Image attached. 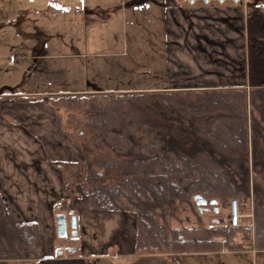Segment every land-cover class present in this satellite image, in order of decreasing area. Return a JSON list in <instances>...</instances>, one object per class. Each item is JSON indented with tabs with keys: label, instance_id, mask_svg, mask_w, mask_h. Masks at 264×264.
I'll return each instance as SVG.
<instances>
[{
	"label": "rangeland",
	"instance_id": "rangeland-1",
	"mask_svg": "<svg viewBox=\"0 0 264 264\" xmlns=\"http://www.w3.org/2000/svg\"><path fill=\"white\" fill-rule=\"evenodd\" d=\"M53 1L54 2H48V0H0V9L2 3H4L6 7V11L0 10V35H5L7 39V41L0 43L2 46H5V51L0 54V88L5 87V92L11 94H21L30 91L43 92L48 89L60 93L63 90H68L70 87L113 90L102 91L103 93L74 94L70 95V98H67V95L61 94L57 97L51 96L52 99L50 102H55L56 106L59 108L57 109L58 115L62 118L68 116L64 126L68 131H72L73 134L70 135V140L77 145L76 148L79 153L77 156L81 158L75 159L67 165L68 167L70 166V171L72 172L70 175V183L66 186L68 192L67 190L65 192L70 194V216L73 214H81L80 210L87 207L86 205L90 207L88 194L85 192L82 184V179L87 172L85 160L86 150H84V147H90L93 152L98 151L97 145L94 144L98 135L89 132L84 127H77L76 122L81 120L86 114L88 106L94 105L95 107H102L106 105L111 100V93L117 94L119 97L125 98V101L129 102L131 107L130 110L128 109V113L135 114V119L146 118L145 123L150 125V127L143 124L139 128L137 138L140 142H154L157 138H166L167 142L178 149H180L183 144L190 154L192 153L196 156L203 155L204 151L207 149L213 152L212 144L209 143L207 137L202 134L208 130L210 123H212L211 120L214 118L229 117L231 116L229 114L231 111L238 116L243 115L244 119L246 118L247 121L248 136L250 137L249 150L247 151V155L240 161L237 162L233 160L227 162H233L235 166L239 165L240 170L236 172L238 178L243 180L244 183H250L251 181L252 184H250V187L252 192L257 186L258 191L262 192L264 195V140H262L261 136L262 116L260 111L264 105H261L262 102L257 96L259 91L256 90V87L248 85V83L251 84V78H254L261 87H264V56L257 50L259 44L250 42V34L248 31V17L250 13L252 14V9L257 5L264 6V0H248L252 9L248 8L246 13L243 11L241 12L242 16L245 17L243 19V26H241V23L239 24L238 19L235 20L236 31L234 35L236 41L231 45L232 47L228 45L227 48L224 47L223 49L224 42L220 40L202 43L198 42L197 44H195V42L192 43L191 47H189L190 51L197 47L204 56L203 58H205L202 59L203 61L201 60L202 64L200 67V63L198 59H196V64H198L197 67L204 70V73L201 74L200 77L197 74L193 75L192 73L182 74L175 72V67H173L174 73H171L173 86H180V84L193 86L196 83H232L233 89L235 87V90H237L235 92L238 94L237 97L233 90L227 93V91H223V88H214L207 91H181L178 89L163 91L150 89L149 86L158 84L159 81L157 79L161 81L166 79V75H157L155 73V70L157 71L159 69L160 64L158 63L159 59L153 57L152 45L149 42V27L145 21L142 20H139L140 23L138 25H134V20L130 18V7L128 8V18L124 19L119 15V18L117 17L114 20V18L108 16V11L105 12L104 9L97 14V19H95V21H90L88 19L89 14H87L84 5H93L94 1L97 0ZM25 3L27 4L24 5ZM68 3H71L70 10H66V7H63ZM30 5L38 6L36 9H38L39 12L35 13L28 11L27 13H23L22 9ZM41 7L43 8L42 11L39 9ZM121 12L124 13L125 11L123 12L122 9ZM139 12L147 16L149 10H139ZM117 13L120 14L119 11ZM239 14L240 13H236L237 16ZM189 19L194 20L192 17ZM22 20L27 21L23 22ZM194 24L193 21L192 26L188 27L190 29L194 27L191 33H195L196 26ZM183 32L184 29L183 31H174L173 34L177 36V34H182ZM187 32L189 31L187 30ZM30 35H37L38 37L35 39L34 36L32 38L34 40H31V38L27 39L26 36L30 37ZM195 45L197 46L195 47ZM207 47L211 51H207ZM226 49H228V51H226ZM16 52L22 54L29 52L28 56L36 53L42 55H60L67 52H85L88 55L70 59L56 58L55 56H53V58H29L19 63L15 55ZM206 53H208L209 56H206ZM184 58L186 59V64H188V66L185 65L184 67L188 69L193 68V59L190 57ZM11 59L15 60V62L9 64ZM176 60L182 61L181 58H177ZM204 60L206 62H204ZM207 62L212 64L209 65ZM211 65L213 67H211ZM69 68L70 75L67 73ZM217 68L220 73H206L209 70L217 71ZM47 69H49L50 72L47 71L49 73L45 71ZM43 70L45 71L44 74L42 72ZM51 71L53 75H51ZM154 75L157 79L154 78ZM184 75L186 76L185 82L181 79ZM67 76L70 77V82H68ZM49 80L52 81V84H50ZM245 82L247 86L244 85ZM217 92H222L226 95L225 102L228 101L226 107L221 106V103L214 104L213 101L209 102L210 105L207 104V99L213 97L212 95L214 94L217 95ZM140 95L143 97L141 101L134 98ZM26 98H28V96H26ZM3 101L4 98H2V102ZM22 107L23 106H20V110H17L28 111V108L23 109ZM193 109H202L205 113L208 112L213 116L205 114L203 116L199 115L196 118L195 115V117L191 119L190 111ZM173 110L177 113L176 118H174V113H172ZM9 114L12 116L11 122L22 121L16 117V115H18L17 112H10ZM187 114L189 116H187ZM20 117L22 118V115H20ZM172 117L175 125L179 127L170 131L159 130L160 127L170 125ZM180 122L182 126H180ZM36 139V141L42 145L45 152H49V143L47 139L43 137H40V139L36 137ZM104 150L105 149L102 151ZM9 153L8 155L12 158L13 152L9 151ZM121 155L124 159L127 156L124 153ZM49 161L51 164H54V167L56 165L61 166L65 163V161H58L52 159V157H50ZM64 165L66 166V163ZM231 165L232 164H229L230 167ZM67 166L64 167V169L67 168ZM97 169L101 170L100 168ZM230 172L233 171L230 170ZM112 180L113 179H110L109 182ZM6 195L10 202L15 199V196L13 194L11 195L7 190ZM63 202L67 207L69 201H67L66 198V200H62L56 206V221L57 215L59 214V206ZM81 203L82 206H78ZM6 204L8 207L7 201ZM194 207L195 209L197 208L193 202L192 204L188 201L177 202L175 208L172 207L168 210L169 215L167 216L169 217L170 223L171 217H179L182 214L191 213L192 209L195 210ZM8 211L10 212L9 208ZM128 212L135 213L133 210H129ZM13 218L18 222H23L25 220L14 216ZM39 220L44 226L43 234L42 230H40L42 246L44 237L46 246L45 252H55L56 246L58 245L59 247L60 245L64 247V249H66L65 252H68L70 248L78 249L77 253L79 254L86 251V249L89 250L87 244L88 239H86L85 235L86 229H83L81 225H79V229H76L77 234L74 235L75 230L70 222L67 236L59 237L56 226L55 228H51L53 229V233H51L50 229H46L44 219ZM108 252L119 253V249L111 246ZM40 257H42V252ZM145 260L147 259H140L139 262L141 263V261ZM122 261L123 260L111 259L108 264H119L122 263ZM134 261H136V258ZM95 264H101V262L97 261Z\"/></svg>",
	"mask_w": 264,
	"mask_h": 264
},
{
	"label": "crops",
	"instance_id": "crops-1",
	"mask_svg": "<svg viewBox=\"0 0 264 264\" xmlns=\"http://www.w3.org/2000/svg\"><path fill=\"white\" fill-rule=\"evenodd\" d=\"M49 1L54 2L53 0ZM247 4L246 11L248 8L250 9L248 0ZM70 6L71 3H68L63 7H66V10H70ZM84 6L87 14H89L88 19L90 21H95L97 14L104 9L105 12L108 11V16H111L114 20L117 17L119 18V15L124 19L128 18L129 7L131 11L130 18L135 23L132 24L138 25L140 23L139 20L145 21L149 27V42L152 45L153 57L159 59L158 63L160 64L159 69L155 70V73L157 75H166V79L162 81L154 75V78L159 82L156 85L149 86L150 89L163 91L172 89L181 91H207L214 88H223V91H227V93L231 90L237 91L235 87L233 89L232 83H196L193 86L182 84L180 86H173L171 73L173 72V67H175V72L182 74L192 73L200 77L204 73V70L199 67L202 64L201 60L205 58H203L204 56L196 47L197 45H195L196 49L191 50L192 52L189 47L194 42L197 44L198 42L218 40L224 42L223 49L224 47L227 48L228 45L232 47L231 45L236 41L234 35L236 31L235 20L238 19L239 24L241 23V26H243V19L245 17L242 16L241 12L246 13L243 6L212 5L202 7L199 5L191 7L185 0H97L94 1L93 5L85 4ZM36 8L38 6L30 5L23 8L22 11L23 13H27L28 11L39 12ZM39 9L42 11L43 8ZM122 9L123 12L125 11L124 13L121 12ZM145 9L149 10L147 16L139 12V10ZM0 10L6 11L4 3H2ZM118 11L120 14L117 13ZM236 13L240 14L237 16ZM190 17L194 20L189 19ZM193 21L196 26L195 33H191L194 27L188 28L192 26ZM183 29L184 32L182 34L179 33L177 36L173 34L174 31H183ZM34 36L35 39L38 37L37 35H30V37L26 36V38L34 40L32 39ZM5 37V35H0V43L7 41ZM206 50L211 51L208 47ZM4 51L5 46L0 44V54ZM206 54V56H209L208 53ZM15 55L17 56V62L22 63L29 58H53L55 56L56 58L70 59L88 54L85 52H67L60 55H42L36 53L28 56L29 52L25 54L16 52ZM184 57L193 59V68L188 69L184 67L185 65L188 66ZM177 58H181L182 61H177ZM196 59L200 63L199 67H197ZM14 62L15 60L11 59L9 64ZM204 62L206 61L204 60ZM207 63L209 65L212 64L210 62ZM211 67L213 66L211 65ZM45 71L47 72L49 69ZM45 71H42L43 74ZM67 73L70 75V68ZM206 73L217 74L220 72L217 68V71L209 70ZM51 75H53L52 71ZM185 77V75L183 78L180 76L183 82L186 81ZM67 79L70 82V77L67 76ZM49 82L52 84L51 80ZM244 85L247 86V83L245 82ZM248 85L250 86L251 84L248 83ZM5 89V87L0 88V97L4 98L2 106L5 110V119L0 120V190L3 192L5 200L8 203L10 212L16 218L25 219L24 221L33 220L38 223L42 234L44 226L39 219H44L46 229H50V232L53 233V229L51 228H55V226L57 228V221L55 220V212L57 210L55 208L62 200H66L67 198V201H69L67 209H61L60 205L58 213L66 214L68 229L71 218L73 216L77 217V227L73 229H79V225L83 229H86L85 235L86 239H88L87 244L89 247V250L86 249L81 254L77 253L78 249L74 252H65L66 249L61 245L60 247L59 245L56 246L55 252H45L46 246L43 237L42 257L10 260L8 264H95L97 261L101 262V264H108L111 259L123 260L119 264H264V249L257 248L254 242L252 248L243 251H232L223 242L220 251L206 253H172L166 248L153 247L139 249L136 246L137 216L133 212L95 210L86 205L87 207L80 210L81 214L70 216V194L65 192L67 190L66 186L70 183L72 172L70 171V166L68 167L67 165L73 162V160L81 158L77 156L79 154L76 148L77 145L70 140L71 130L68 131L64 126L68 116L61 119L58 115L57 109L59 108L56 106V103L50 102L51 96L57 97L61 94L67 95V98H70V95L74 94L103 93L102 91L113 90L70 87L68 90H63L60 93L48 89L43 92L30 91L21 94H11L5 92ZM26 96L30 100L22 99L26 98ZM20 106H23V109L28 108V111H18L17 109L20 110ZM10 112H17L19 116L16 115V117L22 121L11 122L12 116H10ZM20 115H22V118ZM36 137L47 139L49 152H45L42 145L36 141ZM9 151L13 152L12 158L8 155L10 154ZM50 157L58 161H65L67 168L64 169L66 167L65 163L54 167V164H51L49 161ZM216 158L220 159L221 157L217 155ZM230 164H232L231 167L228 162L223 166L228 170L234 184L238 188L248 190L250 195L244 197L241 194H235L232 198L221 202L220 205H218L219 201L217 200L218 203L216 205L212 206L208 204L205 209L196 205L197 208L195 209L194 207L195 210L192 209L191 213L182 214L179 217H171V225L173 227L207 226L212 229H234L229 223L230 204L231 199H238L242 214V225L235 229H251L253 236L255 233L254 229H262V219L259 217L258 220V215L255 213V204L256 202L264 204V195L258 191L257 186L252 192L250 187L251 181L250 183H244L243 180L239 179L238 174L235 172L236 166H234V163ZM230 170L233 172H230ZM5 189L15 196L13 201L10 202ZM78 206H82V203ZM237 238H242L241 234ZM111 246L118 248L119 253L108 252ZM59 248H62L63 251L59 252ZM135 258L136 261H134ZM144 258L147 260L140 263L139 260Z\"/></svg>",
	"mask_w": 264,
	"mask_h": 264
},
{
	"label": "trees",
	"instance_id": "trees-1",
	"mask_svg": "<svg viewBox=\"0 0 264 264\" xmlns=\"http://www.w3.org/2000/svg\"><path fill=\"white\" fill-rule=\"evenodd\" d=\"M252 11L248 17L250 42L259 44L257 50L264 56V6L257 5ZM251 85L259 91L257 96L261 105H264V87L254 78H251ZM217 93L207 99V104L210 105L209 102L213 101L214 104L221 103V106L226 107V95ZM141 95L134 98L141 101ZM237 95L235 93L236 97ZM110 96L111 100L102 107L88 106L86 114L76 122L77 127H84L98 135L94 141L98 151L93 152L90 147H84L87 172L82 184L92 209L133 210L137 216L136 246L139 249L166 248L172 253L215 252L221 250L223 239L227 240L225 244L232 251L252 248L253 239L257 248L264 249L263 203L255 204V213L258 220L259 217L262 219L263 226L262 229H254V236L251 229L234 227H173L167 216L168 210L175 208L179 201L198 205L196 195H202L208 200L216 199L219 201L218 205L235 194L244 197L250 195L248 190L234 184L223 166L227 161H240L249 150L250 137L243 115L238 116L231 111L229 117L214 118L208 130L202 133L212 144L213 152L207 149L203 155L196 156L190 154L183 144L178 149L167 142L166 138L140 142L137 133L143 124L147 125L146 118L135 119V114L128 113L131 106L125 98L113 93ZM1 102L2 97L0 120H4L5 110ZM260 111L261 136L264 140V107ZM172 113L176 118V111L173 110ZM205 114L210 115L202 109L190 111L191 119L195 115ZM178 127L172 117L171 124L160 127L159 130L170 131ZM70 133L73 134L71 131ZM103 149L105 150L102 151ZM123 153L127 155L125 159L122 158ZM216 154L221 158L217 159ZM239 170L237 165L235 172ZM110 179L113 180L109 182ZM61 206L63 210L66 209L64 202ZM239 234L242 236L240 239L237 238ZM41 248L38 223L16 221L8 211L0 190V264H8L10 260L40 257Z\"/></svg>",
	"mask_w": 264,
	"mask_h": 264
},
{
	"label": "built area",
	"instance_id": "built-area-1",
	"mask_svg": "<svg viewBox=\"0 0 264 264\" xmlns=\"http://www.w3.org/2000/svg\"><path fill=\"white\" fill-rule=\"evenodd\" d=\"M187 4L191 7L202 6V7H209L212 5L218 6H226V5H233V6H243L245 11L247 8V0H185ZM230 215H229V223L234 228L241 227V218L242 214L239 207V200L232 199L230 204ZM223 243H226L227 240L223 239Z\"/></svg>",
	"mask_w": 264,
	"mask_h": 264
},
{
	"label": "water",
	"instance_id": "water-1",
	"mask_svg": "<svg viewBox=\"0 0 264 264\" xmlns=\"http://www.w3.org/2000/svg\"><path fill=\"white\" fill-rule=\"evenodd\" d=\"M195 200H196V203L198 204V206H200V208H202V209L206 208V206L208 204L213 206V205H216L218 203L217 200H208L206 198H203L202 195H196ZM71 223H72L73 228L77 227V217L76 216H73L71 218ZM57 230H58L59 237H66L68 234V220H67L66 214H64V213H60L57 215ZM74 230H75L74 235H76L77 234L76 229H74ZM62 251H63V249L59 248V252H62ZM68 251L74 252V251H76V249L70 248Z\"/></svg>",
	"mask_w": 264,
	"mask_h": 264
}]
</instances>
